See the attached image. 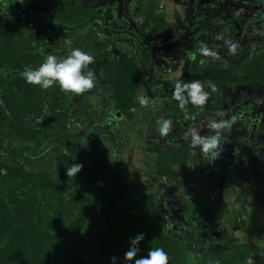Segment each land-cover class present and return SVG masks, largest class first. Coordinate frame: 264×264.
I'll use <instances>...</instances> for the list:
<instances>
[{
    "label": "rangeland",
    "instance_id": "obj_1",
    "mask_svg": "<svg viewBox=\"0 0 264 264\" xmlns=\"http://www.w3.org/2000/svg\"><path fill=\"white\" fill-rule=\"evenodd\" d=\"M59 9L62 18L63 11H77L81 28L72 41L69 22L58 21ZM7 19L39 23L33 57L42 51L63 59L71 42L94 58V86L69 93L66 104L70 163L81 167L66 183L65 218L87 200L94 206L82 239L60 243L57 264H84L82 253L97 247L90 236L102 233L104 239L111 235L105 264H135L163 239L179 244L176 254L183 253L184 264H264V81H246L264 76L255 58L264 57V0H0V23ZM12 46L0 47V54ZM107 50L121 52L136 72L132 114L116 105L105 73ZM13 65L0 66V83L21 91L24 69L19 61ZM209 67L246 82L190 76ZM196 83L207 93L203 105L190 95ZM56 86L21 119L0 84V122L46 124L47 113L61 104V90L49 94ZM181 101L187 111L177 112ZM211 121L221 127L210 128ZM193 133L217 136V155L192 145ZM59 136L58 130L38 146L0 135V158L57 181L60 153L52 146H60ZM171 164L179 166L177 175L163 172ZM129 250L135 251L131 260L125 257Z\"/></svg>",
    "mask_w": 264,
    "mask_h": 264
},
{
    "label": "trees",
    "instance_id": "obj_2",
    "mask_svg": "<svg viewBox=\"0 0 264 264\" xmlns=\"http://www.w3.org/2000/svg\"><path fill=\"white\" fill-rule=\"evenodd\" d=\"M58 12H60L59 15ZM63 13L65 15L63 14L62 18L59 9L56 16L58 21L62 19L69 22V36L70 41H72L76 35L75 31L81 28L80 21L77 20V11H63ZM38 26L37 21L17 24L11 19H7V21L0 23V47L13 45L9 54H7L8 51L0 54V66L3 69L11 67L18 61L20 63L18 68L25 69L26 66H31L35 69L44 61L46 56H57L53 52L43 54L42 51H35V57L31 56L34 48L33 43L35 44L39 37ZM18 39L19 41H17ZM15 41H17L16 44ZM70 43L67 47L71 50L74 45ZM115 51L117 52L106 51L107 57L104 60L107 70L105 73L113 83V96L116 105L126 114H132L131 109L136 106L134 102L136 72L130 61L121 52H119L120 56L118 50ZM259 57L261 56L255 58H258V65L264 69V57ZM190 76L193 79H207L216 83H229L237 79L241 82L247 80L264 81L263 75H257L251 79L246 78L245 81L238 76L229 75L226 69L217 67L205 68L200 72H190ZM0 84L2 90L9 93V98L21 119L28 118L46 100L44 97H46L48 89H41L38 85L27 83L20 91L14 89L15 85H9L11 89L7 90L6 81ZM58 88L59 86H56L55 91L49 94L60 92V88ZM68 97L69 93L63 92V95L59 97L60 100L57 101L61 104L57 106V110H55L56 106L50 109V112L45 116L46 124L44 125L34 126L26 122L12 120V118H8L7 123L0 122V135H4L9 141L18 138L24 144L32 142L38 146H43L46 139L59 130L58 142L60 146L54 142L52 147L56 150L57 156L60 153L62 169L61 178L56 181L51 179V175H46V173L34 174L29 170L20 168L19 165H15V162L5 160L4 156L0 158V264H57L61 259L63 248L60 243L68 237L80 240L84 235L85 225L94 206L92 201L87 200L72 219L67 220L65 218L69 207V201L65 200L64 196L66 183L72 178V176L67 175V168L71 166L70 161L72 159L69 147L72 136L67 130L68 118L66 115L68 108L66 104L70 99ZM176 111L187 110L177 107ZM50 124L52 126L49 128ZM26 147L28 146L26 145ZM62 147L67 149V152H61ZM176 165L171 164L170 168L163 172L169 175H177L179 166ZM93 166L95 168L97 164H93ZM92 174L93 171L88 177L93 176ZM92 180L87 179L86 184L92 187V182H89ZM95 182L97 183V180ZM52 197L56 199L53 205L51 203ZM95 235L90 237L96 241L95 243L92 241L93 247L96 243L97 247L92 251L89 249L82 253L81 261L84 264H105L102 257L105 258L104 254H110L108 251L112 249L110 238H107L111 235H107L105 239L103 233L99 236ZM175 242L174 239L172 241L163 239L158 241V245L168 254L167 264H184L183 253L176 254L179 250V244Z\"/></svg>",
    "mask_w": 264,
    "mask_h": 264
},
{
    "label": "clouds",
    "instance_id": "obj_3",
    "mask_svg": "<svg viewBox=\"0 0 264 264\" xmlns=\"http://www.w3.org/2000/svg\"><path fill=\"white\" fill-rule=\"evenodd\" d=\"M23 2V0H21ZM93 56L80 48H72L66 57L58 59L55 55H48L44 61L35 69L31 66H26L21 76L26 83L38 85L41 89L47 90L54 85H58L62 92L80 94L94 86L96 79L94 70L89 68L93 63ZM202 86L198 83L194 84L190 95L197 105H203L207 93L203 92ZM179 99V98H177ZM142 103V101H141ZM179 107H184V102L179 103ZM134 111L135 109H131ZM210 128H219L221 125L216 121L209 123ZM161 134H165V129L162 126ZM192 145H202V151L210 153L215 157L217 153L213 152L217 145V136L210 138H202L195 133L192 134ZM81 165L73 164L67 168V175L74 176ZM139 238H142V234ZM136 243V241H133ZM135 256L134 250L125 252V257L131 260ZM112 259H115L113 257ZM168 254L163 248L156 247L148 252L147 257H141L135 260V264H167Z\"/></svg>",
    "mask_w": 264,
    "mask_h": 264
}]
</instances>
